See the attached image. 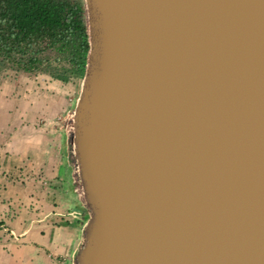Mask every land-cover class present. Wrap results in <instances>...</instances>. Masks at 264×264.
<instances>
[{"label":"water","instance_id":"95a60500","mask_svg":"<svg viewBox=\"0 0 264 264\" xmlns=\"http://www.w3.org/2000/svg\"><path fill=\"white\" fill-rule=\"evenodd\" d=\"M77 264H264V0H85Z\"/></svg>","mask_w":264,"mask_h":264},{"label":"crops","instance_id":"0c3cea01","mask_svg":"<svg viewBox=\"0 0 264 264\" xmlns=\"http://www.w3.org/2000/svg\"><path fill=\"white\" fill-rule=\"evenodd\" d=\"M25 74L30 73L21 72L20 75ZM38 84L33 82L27 86L21 80L0 81V264H54V258L73 257L84 239L88 217L81 201L80 206L77 203L70 206V202L62 198L60 207L66 206L69 207L67 210L76 211L75 215L72 216L70 212L71 216L68 214L62 219L57 209L59 205L51 209L46 198L44 202L37 199L40 195L34 190L31 191L33 208L28 214L17 206L21 194L12 193L8 195L11 198L2 202L10 187L20 192V187H14L12 182L4 179L3 171L14 170L15 167L20 170L21 161L27 158H30L28 163H34V167H42L47 175L49 173L55 180L66 183L64 193L74 194L75 166L67 138L62 133L49 132L41 134L37 141L29 140L30 130L34 127L31 124L37 113L46 118L51 112L49 105L37 106L29 92ZM25 105H30L32 113L23 109ZM69 197L73 202V198Z\"/></svg>","mask_w":264,"mask_h":264},{"label":"trees","instance_id":"16d2710c","mask_svg":"<svg viewBox=\"0 0 264 264\" xmlns=\"http://www.w3.org/2000/svg\"><path fill=\"white\" fill-rule=\"evenodd\" d=\"M83 0H0V69L84 76L89 33Z\"/></svg>","mask_w":264,"mask_h":264},{"label":"rangeland","instance_id":"374dc122","mask_svg":"<svg viewBox=\"0 0 264 264\" xmlns=\"http://www.w3.org/2000/svg\"><path fill=\"white\" fill-rule=\"evenodd\" d=\"M84 6L86 8L85 0H83ZM86 12V23H87V11ZM87 65V64H86ZM86 71V70H85ZM21 72H17L15 70L9 68H1L0 69V81H13V80H21L24 82V85L28 86L30 83L36 82L39 83L35 88L30 89L29 92L32 93V98L35 99L37 106H51V112H49V117L42 118L39 113L36 115V119L32 121L31 125H34L30 131V138L32 142L37 141L41 134L49 133V132H59L62 133L65 138L68 140V144L70 146L71 152V160L75 166V182H74V194H67L63 191L66 190L65 184L62 181L55 180L54 177H51L48 173L46 174V169L42 167H34V163H28L30 158H25V160L21 161L20 170L15 167L14 170L8 169L4 170L2 176L7 182H12V184L20 187V192L15 191L10 187V191L6 193L4 197V202L12 193L15 195L21 194V198L17 203L18 208L25 209L26 213L28 211H32L33 201L31 195L33 193L31 191L39 193L40 197L37 199L43 200L46 198V201L49 202V207L54 209L55 206L59 205L60 200H66L70 202V206L75 205L76 203L80 206V201L82 202L85 210L87 211V217L89 218L90 212L87 208L80 178L79 171L77 167V163L74 157L73 150V134H74V111L75 107L81 92V87L83 84V78L78 76H69L66 81H61L58 79L52 78L50 75L45 73H37V74H25L20 75ZM85 75V73H84ZM26 78H24V77ZM24 92V89H22ZM48 96L47 98L45 96ZM51 95H53V99H51ZM61 98V99H60ZM5 102V101H4ZM44 102V103H43ZM30 106V105H29ZM28 105H25L23 109L29 110L32 113V108ZM49 109V108H48ZM43 141V140H42ZM34 159V158H33ZM30 165V166H29ZM18 183V184H17ZM7 190V187H5ZM42 196V197H41ZM73 198V202H71L70 197ZM69 199H67V198ZM79 198V199H78ZM77 200V201H76ZM11 206V205H10ZM36 206V205H35ZM54 206V208H53ZM69 208V207H68ZM66 206L60 205L57 209L60 210V218H65L70 212L73 210H67ZM76 211L72 212L71 215H75ZM70 215V214H69ZM68 215V216H69ZM70 215V216H71ZM87 218V220H88ZM10 233L9 231H7ZM16 237L18 236L15 234ZM12 236V235H11ZM14 238V236H12ZM19 237V236H18ZM20 238V237H19ZM17 242V240H16ZM80 249V248H79ZM79 251V250H78ZM77 253L73 257H58L54 258L56 261L54 264H77Z\"/></svg>","mask_w":264,"mask_h":264}]
</instances>
